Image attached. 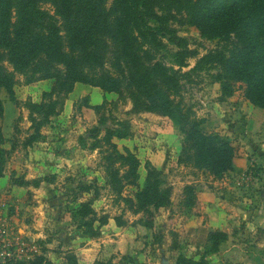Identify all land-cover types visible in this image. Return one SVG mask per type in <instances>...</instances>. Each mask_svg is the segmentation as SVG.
Segmentation results:
<instances>
[{
	"label": "rangeland",
	"instance_id": "obj_1",
	"mask_svg": "<svg viewBox=\"0 0 264 264\" xmlns=\"http://www.w3.org/2000/svg\"><path fill=\"white\" fill-rule=\"evenodd\" d=\"M175 28L196 53L181 69L184 103L197 117L205 119L208 132L232 140L237 159H241L238 167L222 180H214L204 172L179 165L184 136L169 118L135 113L130 99L120 101L114 93H103L107 97L101 99L97 93L83 91L91 86L79 83L65 101L63 112L42 127L41 139L26 149L23 143L34 134L27 104H40L54 81L40 80V75L33 77L31 72L17 75V102L0 92L4 108L0 130L7 140L3 147L8 151L7 184L0 190V264L28 262L44 254V249L49 250L45 255L54 264H67L65 255L69 252L82 264H175L180 255L199 260L210 229H222L229 238L218 254L207 257L209 264H256L252 258L264 248V239L256 243L258 230L264 229V111L254 110L242 84H236L235 93L227 97L215 80L219 68L195 70L202 57L222 47L220 41L203 39L192 27ZM161 40L164 45L157 59L179 70L172 57L176 47L166 36ZM104 100L110 105L100 115L88 107L102 105ZM102 116L112 123L116 119L131 125L130 139L113 142L121 152L128 148L140 160V187L147 176L145 165L150 162L171 189V204L155 213L151 230L139 223L142 215L129 211L108 185L103 158L106 148L89 149L95 142L90 131L100 127ZM82 137L87 140L86 149L80 145ZM12 178L47 182L43 184L45 189L37 192L33 186L26 187L27 194L14 190ZM84 186L91 190L81 195L79 187ZM187 187L194 189L191 208L184 205ZM136 190L125 187L121 198L132 196ZM34 196L40 198L34 200ZM93 199L98 216L109 218L98 238L86 236L71 219L72 211ZM119 220L124 223L122 227L118 226ZM212 224H221V229Z\"/></svg>",
	"mask_w": 264,
	"mask_h": 264
},
{
	"label": "trees",
	"instance_id": "obj_2",
	"mask_svg": "<svg viewBox=\"0 0 264 264\" xmlns=\"http://www.w3.org/2000/svg\"><path fill=\"white\" fill-rule=\"evenodd\" d=\"M175 26L195 28L203 39L220 41L222 47L202 57L195 70L219 68L215 80L227 97L235 93L236 84H242L254 110L264 111V0H0V92L17 102L16 77L29 72L33 77L40 75V80L54 81L40 104H27L34 134L23 147L31 148L41 139L42 127L63 112L65 101L79 83L105 94H117L120 101L130 99L135 113L169 118L184 136L179 165L204 172L214 180L234 171L237 150L232 140L208 132L205 119L184 103L181 69L196 53L188 48L186 39L179 37ZM164 36L177 49L172 57L179 70L157 59ZM109 105L104 100L102 105L88 107L100 115ZM3 114L0 98V118ZM109 121L102 116L100 127L90 131L95 142L89 149L106 148L103 158L108 185L129 211L142 215L139 223L151 230L155 213L171 204V189L150 162L145 165L147 176L140 187V160L128 148L121 152L113 142L130 139L131 125ZM102 132L105 134L100 138ZM6 143L0 130V178L5 177L8 164V151L3 147ZM80 145L87 148L84 137ZM11 182L16 187L38 189L47 179L29 182L12 178ZM127 186L137 190L121 198ZM90 190L88 186L79 187L81 195ZM193 192L192 187L185 189L187 208L194 205ZM93 202L82 203L71 212V219L86 236L98 238L109 218L99 217ZM123 224L119 220L118 226ZM228 238L227 233L210 229L203 257L195 260L180 255L175 264H209L207 257L218 254ZM263 239L264 229H259L256 243ZM48 251L44 249V254L15 264H54L45 255ZM258 252L252 261L264 264V248ZM65 260L67 264H80L72 252L65 255Z\"/></svg>",
	"mask_w": 264,
	"mask_h": 264
},
{
	"label": "crops",
	"instance_id": "obj_3",
	"mask_svg": "<svg viewBox=\"0 0 264 264\" xmlns=\"http://www.w3.org/2000/svg\"><path fill=\"white\" fill-rule=\"evenodd\" d=\"M79 87V85L77 86V88ZM83 89V88H82ZM83 91H86L85 93H87V91H90V92H93V93H97L100 97H101V99H103L104 97H107V95H105V94H103V92H101V90H99V89H97V88H85V89H83ZM89 93V92H88ZM241 161V159L239 160V159H235V161H234V167L236 168V167H238L237 165L239 164V162ZM7 184V181L5 180V177L4 178H0V190L2 189V188H4L5 187V185ZM44 183H42V185L40 186V188H38V189H34L36 192H37V190H40V189H45V186L43 185ZM12 188V187H11ZM13 189V188H12ZM14 190H20V191H26V193L28 194L29 193V189H25V188H18V187H14ZM33 192V190L31 189V193ZM35 192V193H36ZM34 198V200H38L39 198H40V196H34L33 197ZM212 226H213V224H212ZM214 227V226H213ZM214 228H216V229H221V224H215V227ZM221 231H222V229H221ZM90 250H94V249H89L88 251H90ZM84 251V250H83ZM79 258V257H78ZM80 260V259H79ZM80 264H82V261H80L79 262Z\"/></svg>",
	"mask_w": 264,
	"mask_h": 264
}]
</instances>
